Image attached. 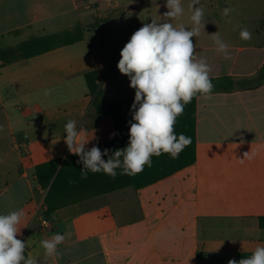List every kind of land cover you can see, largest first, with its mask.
<instances>
[{
	"label": "crops",
	"instance_id": "1",
	"mask_svg": "<svg viewBox=\"0 0 264 264\" xmlns=\"http://www.w3.org/2000/svg\"><path fill=\"white\" fill-rule=\"evenodd\" d=\"M190 2L181 0L183 15L168 22L191 30ZM165 4L0 0V50L65 31L76 38L75 28L84 29L76 42L0 67V214L23 209L17 238L27 241L25 256L36 264H227L264 246V80L258 79L264 0H200L205 24L191 38L194 55L207 58L210 78L244 84L198 96L193 165L141 189L69 188L82 164L64 143L65 124L77 122L86 149L116 138L107 104L135 96L117 68L126 44L121 41L152 20L163 23ZM224 8L233 11L223 16ZM241 27L251 32L250 40L240 38ZM216 32L230 46L231 59L216 51L210 36ZM93 72L100 99L86 81ZM54 162L53 175L46 165ZM48 195L53 212L45 216ZM56 234L65 237L57 245L60 255L45 261L41 241Z\"/></svg>",
	"mask_w": 264,
	"mask_h": 264
},
{
	"label": "clouds",
	"instance_id": "2",
	"mask_svg": "<svg viewBox=\"0 0 264 264\" xmlns=\"http://www.w3.org/2000/svg\"><path fill=\"white\" fill-rule=\"evenodd\" d=\"M165 7L168 9L163 14L165 21L152 20L144 24L131 35L120 52L117 68L129 78V86L135 89L127 146L112 151L111 155V150L106 148L102 151L96 145L86 149L88 140L79 139L81 131H77V122L69 120L64 126V143L69 153L79 157L82 178H86L89 171L103 172L115 178L118 168L122 175L134 176L143 171L145 165L151 166L153 155L168 153L172 158H178L179 153L191 143V138L183 133L177 138L174 125L195 95H208L214 88L207 58H196L191 39L204 28V6L200 5V0L189 3L193 22L191 30H186L184 25L174 27L168 22V18L183 15L181 0H166ZM232 11L224 8L222 15L229 16ZM239 35L242 40L252 37L244 27L240 28ZM210 36L216 51L223 53L225 59H231L230 46L219 32ZM51 91L47 89L44 94L50 95ZM2 130L3 126H0ZM102 156H108V159L105 161ZM23 216V209L0 214V264H36L25 256L27 241L17 238L21 234L18 226ZM64 239V236L56 234L50 240L41 241L45 261L60 255L57 245ZM227 264H264V246H258L247 258L239 261L230 259Z\"/></svg>",
	"mask_w": 264,
	"mask_h": 264
},
{
	"label": "trees",
	"instance_id": "3",
	"mask_svg": "<svg viewBox=\"0 0 264 264\" xmlns=\"http://www.w3.org/2000/svg\"><path fill=\"white\" fill-rule=\"evenodd\" d=\"M115 17V15H111L109 19ZM100 21H97V24L91 25L89 30H94L98 26ZM101 21V23H104ZM76 31L80 33L79 37H74L71 35V31H65L61 33H54L50 35H44L40 37H31L28 40L20 43L15 47L3 48L0 50V64L2 67L4 64H8L11 62H15L18 60L29 59L60 46H63L67 43L76 42L78 38H83V28L78 26L75 28ZM18 31L10 33V35H18ZM70 35V36H68ZM77 35V34H76ZM65 37H72L68 42L64 41ZM86 81L88 83V87L90 92L96 96V98L100 99L102 97L101 92V84L98 79V75L96 72L86 74ZM211 82L214 85V88L211 92L218 91H231L237 86H241L244 83L236 82L230 77H221V78H210ZM259 81L264 80V66L259 72L258 75ZM201 94H197L193 97L190 103L185 105L184 111L181 115L176 118V123L174 125V132L179 137V134L183 133L185 136L191 138L190 145L186 146L178 155V158H172L168 153H162L159 156L153 155L151 157V166L145 165L143 171L140 173L129 176L122 175L121 169H116V177L112 178L111 176L103 173L96 172L93 173L89 171L87 173V177L84 178V182L81 181V169L75 173L79 180L69 188H90L98 190H117L125 187H133L135 189H141L147 186H150L164 178H167L176 172H179L191 165H193L196 161V107H197V98ZM135 97V96H134ZM134 97L129 99L107 104L108 114L113 118L115 129H116V138L106 144L98 146L102 151L104 149L111 150L109 155L112 154V151L116 149H122L127 146L129 141V121L132 119V115L130 112L131 105L134 101ZM73 158H79L78 156H74ZM102 159L105 161L108 159V156H102ZM122 159V158H121ZM58 165V162L50 163L46 166H52L53 175L55 169ZM63 169V168H62ZM62 169L57 174L49 193L51 194L55 189V186L61 177ZM39 171V168H38ZM54 177V176H53ZM43 184V183H42ZM43 186H46L43 184ZM51 196V195H50ZM48 206V211L44 213L45 216H48L53 212V208H51V204L49 202V195L45 201ZM263 225V223H262Z\"/></svg>",
	"mask_w": 264,
	"mask_h": 264
},
{
	"label": "rangeland",
	"instance_id": "4",
	"mask_svg": "<svg viewBox=\"0 0 264 264\" xmlns=\"http://www.w3.org/2000/svg\"><path fill=\"white\" fill-rule=\"evenodd\" d=\"M88 28L90 29L91 26H89ZM92 37H95V38H96V36H92ZM127 42H128V41H124V40H122V41H121V44H125V43H127ZM118 53H119V52H117L116 56L114 57V61H113V63L115 62V60H117V55H118ZM113 71H114V69H113Z\"/></svg>",
	"mask_w": 264,
	"mask_h": 264
},
{
	"label": "built area",
	"instance_id": "5",
	"mask_svg": "<svg viewBox=\"0 0 264 264\" xmlns=\"http://www.w3.org/2000/svg\"><path fill=\"white\" fill-rule=\"evenodd\" d=\"M44 224H45V226H48L49 222L48 221H44Z\"/></svg>",
	"mask_w": 264,
	"mask_h": 264
}]
</instances>
